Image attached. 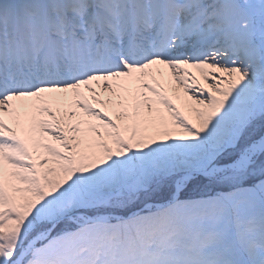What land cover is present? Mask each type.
<instances>
[{"label": "snow or ice", "instance_id": "1", "mask_svg": "<svg viewBox=\"0 0 264 264\" xmlns=\"http://www.w3.org/2000/svg\"><path fill=\"white\" fill-rule=\"evenodd\" d=\"M0 264H264V0H0Z\"/></svg>", "mask_w": 264, "mask_h": 264}]
</instances>
